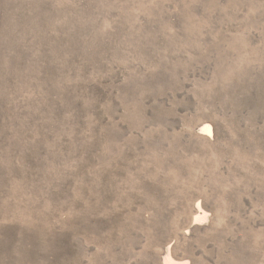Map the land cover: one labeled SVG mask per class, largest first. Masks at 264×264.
<instances>
[{"label": "rangeland", "instance_id": "1", "mask_svg": "<svg viewBox=\"0 0 264 264\" xmlns=\"http://www.w3.org/2000/svg\"><path fill=\"white\" fill-rule=\"evenodd\" d=\"M166 251L264 264V0H0V264Z\"/></svg>", "mask_w": 264, "mask_h": 264}, {"label": "bare ground", "instance_id": "2", "mask_svg": "<svg viewBox=\"0 0 264 264\" xmlns=\"http://www.w3.org/2000/svg\"><path fill=\"white\" fill-rule=\"evenodd\" d=\"M202 132L207 133V134L210 135V134H211L210 126H205V127L202 129ZM194 209H195V211L198 212V213L201 211V208L199 207V205H196ZM196 220H197V219H196ZM172 260H173V259H171L170 256H169V252L166 251V256H165V258H164V260H163V264H178V263H174Z\"/></svg>", "mask_w": 264, "mask_h": 264}]
</instances>
